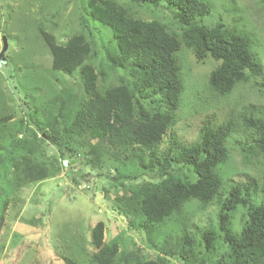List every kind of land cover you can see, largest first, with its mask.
I'll return each instance as SVG.
<instances>
[{"label":"trees","instance_id":"1","mask_svg":"<svg viewBox=\"0 0 264 264\" xmlns=\"http://www.w3.org/2000/svg\"><path fill=\"white\" fill-rule=\"evenodd\" d=\"M78 9V29L61 40L53 19L52 31L36 12L23 20L26 29L40 23L50 68L71 79L43 110L14 122L0 116V234L11 189L64 172L73 182L94 173L108 180L103 195L125 229L105 242L104 222L96 220V250L86 264H264V102H238L222 121L204 117L189 143L173 129L184 90L182 47L218 61L206 81L213 98L244 84L264 96V45L250 18L231 5L230 20L207 25V0H81ZM139 9L164 10L170 23L143 18ZM47 144L59 155H46ZM232 147L245 164L262 165L261 175L233 180ZM209 206L216 221H194ZM127 231L141 235V246Z\"/></svg>","mask_w":264,"mask_h":264},{"label":"rangeland","instance_id":"2","mask_svg":"<svg viewBox=\"0 0 264 264\" xmlns=\"http://www.w3.org/2000/svg\"><path fill=\"white\" fill-rule=\"evenodd\" d=\"M207 1L211 11L202 17V22L212 25L219 19L230 20L231 13L225 11L234 5L239 13L250 18L264 45V4L259 0H235L233 4V0ZM39 5L41 11L37 12ZM79 5L81 0H0V50L3 48V57L0 58V116L11 114L14 122L35 108L43 110L51 98L58 94L61 86H66L71 79L62 71L50 68L51 55L36 28L40 23L37 21L35 27L26 29L22 25L23 20L34 18L33 13L36 12V18L41 19L44 28L52 31L53 19L56 23L53 32L61 40L78 29L76 17ZM138 11L143 18L150 19L157 15L168 19L170 23L164 10H158L156 15L149 10ZM52 14L53 17L50 16ZM25 36L29 39L24 49ZM177 55L179 59H184L186 71L184 67L181 73L184 90L180 108L177 109L178 120L173 129L184 142L189 143L197 138L204 117L215 115L217 120L222 121L228 110L235 108L238 102H264V96L257 87L250 84L236 87L228 97L213 98L207 92L206 81L218 61L210 55L199 60L185 47ZM50 104L55 108V102ZM47 145L46 155H59L55 146ZM230 151L228 165L232 166L230 177L233 180L246 181L249 176L261 175L262 165L245 164L236 147ZM65 161L63 159L62 164ZM76 178V182H73L70 172H64V175L48 178L41 183L22 186L18 193L14 189L8 192L11 204L7 207L0 234V245H3L0 264H62L61 255L80 261L79 264H86L91 253L96 250L91 237V228L96 220L104 222L105 242L125 229L123 217L103 195L102 186L107 185L108 180L97 179L94 173L87 174L83 179ZM95 179L100 188H94ZM110 196H113L112 191ZM215 211V206H209L198 212L193 217L194 221L202 224L212 219L215 222ZM127 233L139 246L141 235L130 231ZM144 252L151 254L147 249ZM171 263L182 264L176 259H172Z\"/></svg>","mask_w":264,"mask_h":264},{"label":"water","instance_id":"3","mask_svg":"<svg viewBox=\"0 0 264 264\" xmlns=\"http://www.w3.org/2000/svg\"><path fill=\"white\" fill-rule=\"evenodd\" d=\"M4 40H3V45H4ZM2 52H3V48H1V50H0V58H2L3 57V55H2Z\"/></svg>","mask_w":264,"mask_h":264}]
</instances>
